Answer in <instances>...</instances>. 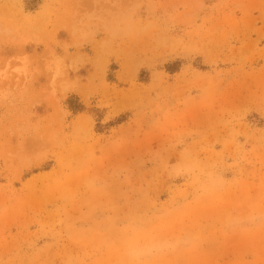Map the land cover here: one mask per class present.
Listing matches in <instances>:
<instances>
[{"label": "rangeland", "instance_id": "374dc122", "mask_svg": "<svg viewBox=\"0 0 264 264\" xmlns=\"http://www.w3.org/2000/svg\"><path fill=\"white\" fill-rule=\"evenodd\" d=\"M36 2L0 0V264H264V0Z\"/></svg>", "mask_w": 264, "mask_h": 264}, {"label": "trees", "instance_id": "16d2710c", "mask_svg": "<svg viewBox=\"0 0 264 264\" xmlns=\"http://www.w3.org/2000/svg\"><path fill=\"white\" fill-rule=\"evenodd\" d=\"M35 2H36V0H28V7H29V9H34L35 4L37 3V2L36 3ZM82 109H83V106L80 103H78V105H76L75 108H72L71 107V110H75V111H80Z\"/></svg>", "mask_w": 264, "mask_h": 264}]
</instances>
